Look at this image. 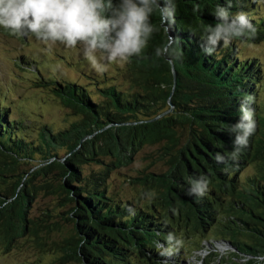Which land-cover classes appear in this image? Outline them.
<instances>
[{"label":"trees","instance_id":"obj_1","mask_svg":"<svg viewBox=\"0 0 264 264\" xmlns=\"http://www.w3.org/2000/svg\"><path fill=\"white\" fill-rule=\"evenodd\" d=\"M218 5L227 6L226 0H176L170 33L154 13L157 31L142 56L124 66L123 85L112 75L89 88L43 77L39 86L60 97L75 116L62 128L45 125L31 136L24 133L30 129L24 120L8 116L13 105H0V257L11 254L26 236L39 259L10 264H40V255L48 252L61 254L63 264H181L185 247L167 258L158 254L156 244L164 243L169 232L179 237L181 229H191L196 234L217 230L235 253L249 259L246 264H264L263 69L261 59L242 58L235 41L212 56L201 51L203 28L217 22L212 13ZM238 11L256 28L255 37L246 41L264 39V10L255 0H232L230 12ZM169 34L183 52L173 63L155 56ZM245 96L252 97L256 131L229 176L214 157L231 153L234 137L227 129L239 120ZM161 142L172 157L169 171L139 177L146 192L154 194L150 202L141 205L112 195L111 170L103 166L118 168L138 148ZM59 148L67 150L66 161L59 159ZM248 166L253 174L241 181ZM40 173L47 180L36 186ZM200 175L209 179L211 191L198 201L187 194L186 180ZM59 176L63 182L57 186L52 180ZM40 189L64 194L68 210L62 215L74 223L72 233H63L56 215L31 213Z\"/></svg>","mask_w":264,"mask_h":264},{"label":"clouds","instance_id":"obj_2","mask_svg":"<svg viewBox=\"0 0 264 264\" xmlns=\"http://www.w3.org/2000/svg\"><path fill=\"white\" fill-rule=\"evenodd\" d=\"M227 6H217L212 15L217 21L203 28L200 38L201 51L212 56L221 46L227 48L234 41L243 43L253 39L256 28L243 11L230 12L232 0ZM264 10V0H255ZM176 0H0V28L12 36L33 37L49 52L57 45L66 49L79 47L84 59L98 75L108 71V65L123 68L133 57L142 56L157 29L151 22L154 13H159L164 31L175 23ZM176 38L167 36L166 42L155 49L156 57H164L169 63L181 59L183 52L176 47ZM59 65L51 71L55 73ZM251 96L242 98L238 109L239 120L227 130L233 135L230 154L217 152L214 159L224 167L225 175L231 176L232 165L239 163L243 150L249 146L250 137L256 131V122L250 108ZM241 181L244 177L241 176ZM187 194L199 201L210 191V181L200 175L187 178ZM152 199L153 193H146ZM129 214L135 209L129 206ZM165 227L167 224L165 222ZM184 247L183 239L169 232L164 243L156 249L162 257L171 258Z\"/></svg>","mask_w":264,"mask_h":264},{"label":"rangeland","instance_id":"obj_3","mask_svg":"<svg viewBox=\"0 0 264 264\" xmlns=\"http://www.w3.org/2000/svg\"><path fill=\"white\" fill-rule=\"evenodd\" d=\"M237 52L242 58L255 61L261 59V69L264 76V39L261 41H244L242 44L237 42ZM31 59L37 60L36 64ZM27 62V63H25ZM59 65V69L53 73L51 69ZM124 67L117 65H108V71L103 76L98 75L91 69L88 61L84 59L79 47L76 49H66L63 45L57 44L51 52L45 49L34 37H16L10 35L4 29L0 28V105L12 104L8 111V116L16 120H24L27 128L24 133L31 136H37L38 129L49 125L54 129L66 126L74 119L73 112L63 104L60 97L55 96L52 91L39 86L43 77H57L65 79L71 83L80 82L86 88L97 83L99 80H106L107 76L112 75L114 83H121L125 79ZM44 81V79H43ZM264 86V85H263ZM261 100L264 102V89L261 94ZM33 127V128H32ZM188 136L187 131L182 132ZM170 151L163 147V143L145 145L138 148L132 155L129 162H123L118 168H108L111 173L108 179L109 191L118 198L132 199L144 205L150 200L145 196L146 189L141 178L144 173L152 172L161 174L169 171L171 155ZM58 157L61 161H66L68 157L65 148L58 149ZM40 160L33 163L37 164ZM105 163H111V159L104 158ZM89 168V165H86ZM32 166L23 165V168L29 169ZM95 168H99L95 166ZM37 169V168H36ZM35 169V170H36ZM122 174L126 175L123 176ZM253 174V167L248 166L243 177ZM34 176V174H33ZM63 177H57L52 182L60 186ZM47 177L43 174H37L34 179L36 186L45 184ZM64 194L49 192L46 189H40L35 199L31 200L30 210L34 216L42 214L57 217L61 223V230L64 234L73 232L74 223L64 220L62 213L68 210L67 202H64ZM184 224V222H180ZM60 231L52 236L58 238ZM224 236L217 230L206 234H196L191 229H181L179 238L183 239L186 254L182 258L181 264H246L249 259L244 255L235 253L233 247L225 241ZM207 239V240H205ZM218 240L217 242L212 241ZM28 238L22 237L11 254L0 257V264H10L25 259H39L37 251L32 245L28 244ZM239 255V256H237ZM61 254L46 253L40 255V264H63L59 259ZM64 264H80L76 261Z\"/></svg>","mask_w":264,"mask_h":264},{"label":"water","instance_id":"obj_4","mask_svg":"<svg viewBox=\"0 0 264 264\" xmlns=\"http://www.w3.org/2000/svg\"><path fill=\"white\" fill-rule=\"evenodd\" d=\"M174 76H175V78H176V72H174Z\"/></svg>","mask_w":264,"mask_h":264}]
</instances>
